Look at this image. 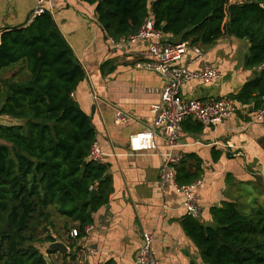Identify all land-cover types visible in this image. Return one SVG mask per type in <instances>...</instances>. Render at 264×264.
<instances>
[{"label": "trees", "instance_id": "obj_1", "mask_svg": "<svg viewBox=\"0 0 264 264\" xmlns=\"http://www.w3.org/2000/svg\"><path fill=\"white\" fill-rule=\"evenodd\" d=\"M83 1L95 5L99 22L116 40L137 33L147 18L162 35L192 45L242 40L244 65L256 70L231 97L264 109V0ZM12 65L19 69L0 79V115L8 117L0 122V264H49L45 252L54 253L48 245L58 237L51 231L39 238L37 228L45 222L55 230L60 215L77 222L71 230L78 227L83 234L92 214L109 202L110 179L100 181L105 164L88 160L97 130L75 98L87 74L51 11L2 31L0 71ZM191 120L186 124L199 131L201 124ZM176 170L179 183L189 184L202 176V160L186 153ZM93 188L96 195L89 200ZM77 201L85 204L78 207ZM212 212L215 226L188 214L182 220L202 261L264 264V204L244 213L224 201ZM35 242H46L45 251Z\"/></svg>", "mask_w": 264, "mask_h": 264}, {"label": "crops", "instance_id": "obj_2", "mask_svg": "<svg viewBox=\"0 0 264 264\" xmlns=\"http://www.w3.org/2000/svg\"><path fill=\"white\" fill-rule=\"evenodd\" d=\"M34 6L35 0H0V43L3 30L32 22ZM49 9L85 68L87 78L75 98L89 114L96 106L92 120L97 141L106 153V179H110L111 189L109 202L92 214L89 234L72 237L70 229V243L57 240L68 247L70 263L66 264H133L143 231L155 233L154 255L159 264H206L182 223L184 196L171 187L163 190L159 183L163 161L159 151L172 148L157 137L158 150L129 151L130 136L153 124L150 106L160 96L151 89H161L166 82L157 72L134 65V58L148 51L154 40L135 43L122 53L107 44L95 5L83 0H55ZM174 39L162 35L163 41ZM203 49L205 56L196 65L216 63L223 78L213 83L189 81L182 88L186 99L231 97L256 70L244 65L246 43L242 40L223 37ZM192 57L189 50L180 63L186 64ZM238 105L231 117L216 125H201L199 131L185 121L182 141L172 149L182 157L196 153L202 160L200 178L204 182L197 190L201 206L197 220L205 226L216 225L212 210L224 201L239 206L241 199L248 198L254 201L251 211L264 204V119L252 117V104Z\"/></svg>", "mask_w": 264, "mask_h": 264}, {"label": "built area", "instance_id": "obj_3", "mask_svg": "<svg viewBox=\"0 0 264 264\" xmlns=\"http://www.w3.org/2000/svg\"><path fill=\"white\" fill-rule=\"evenodd\" d=\"M55 0H35V6L31 12L34 19L37 15L49 10ZM242 0H230L236 2ZM153 39L148 51L139 57L134 58L135 67L142 70L154 71L163 76L166 80L161 89H151L154 94H158L159 100L150 106V111L154 115V121L149 129L133 133L129 140V151L133 154L158 150L156 138H162L172 149L178 147L182 141L184 131L183 124L186 120H192L203 126H212L222 123L231 117L239 108L235 99L222 96L212 100L198 98L186 99L182 94V88L191 80H201L206 83H213L223 78V73L216 63L204 62L197 66L205 56L203 47L192 45L189 41L175 42L163 41L162 34L156 30L151 18H147L135 34L122 37L116 40L110 35H106L107 44L112 49L126 53L127 47ZM191 50L194 54L186 64L180 63L187 52ZM252 117L255 120L264 119V109H257ZM120 119L125 116L119 114ZM170 149L168 152H161L163 161L161 164L159 183L164 190L167 187L173 188L177 193L184 196V206L186 214L198 218L201 214V206L198 200L197 190L204 182L199 178L189 184H181L177 179L176 165L181 161L182 156L174 153ZM88 160L104 165L106 163V153L98 141L91 145ZM92 225H86L85 234H89ZM78 227L70 231L72 237L79 236ZM155 233L151 231L142 232V241L139 246L136 259L133 264H159L154 255Z\"/></svg>", "mask_w": 264, "mask_h": 264}, {"label": "rangeland", "instance_id": "obj_4", "mask_svg": "<svg viewBox=\"0 0 264 264\" xmlns=\"http://www.w3.org/2000/svg\"><path fill=\"white\" fill-rule=\"evenodd\" d=\"M234 1V0H233ZM19 69V65H12L9 68H4L0 71V79L10 78L14 72H16ZM7 121L6 117H2L0 115V122ZM254 202V201H253ZM252 200H249L248 198H245L244 200L241 199V203L239 205V209L243 211L244 213H247L251 211V206L253 205ZM56 229L50 230L47 229L45 226V222L41 224L37 228V235L39 238H45L51 231L58 237V240L61 239L63 241L69 242V230L71 229V225L73 224L72 220H69L65 217H62L60 215L56 216L54 218ZM66 226H69V230ZM70 243V242H69ZM37 246H41V249L45 251V247L48 245L46 242H35ZM45 246V247H44ZM45 256L48 258L49 264H66L70 263L69 258H66V256H63V254L59 251H57L55 254L51 255L45 252Z\"/></svg>", "mask_w": 264, "mask_h": 264}, {"label": "water", "instance_id": "obj_5", "mask_svg": "<svg viewBox=\"0 0 264 264\" xmlns=\"http://www.w3.org/2000/svg\"><path fill=\"white\" fill-rule=\"evenodd\" d=\"M175 42H179L180 41V38L179 37H176L174 39ZM95 109H96V106L94 105L93 108H92V113H91V118L94 117V113H95ZM107 175H105V177H103L100 181H104L106 179ZM96 191L97 189L96 188H93L92 191H91V194H90V197H89V200L93 199L96 195ZM85 204V201H77V206L78 207H81L82 205ZM48 249L55 252V251H60L62 253H68V247L61 241H54V242H51L49 245H48Z\"/></svg>", "mask_w": 264, "mask_h": 264}]
</instances>
